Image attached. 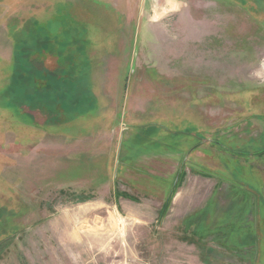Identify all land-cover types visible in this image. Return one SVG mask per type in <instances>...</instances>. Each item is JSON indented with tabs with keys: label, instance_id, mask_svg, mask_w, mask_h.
<instances>
[{
	"label": "rangeland",
	"instance_id": "obj_1",
	"mask_svg": "<svg viewBox=\"0 0 264 264\" xmlns=\"http://www.w3.org/2000/svg\"><path fill=\"white\" fill-rule=\"evenodd\" d=\"M96 2L0 0V264L52 227L87 264H264V0H156L160 44L142 0ZM36 27L68 81L17 103Z\"/></svg>",
	"mask_w": 264,
	"mask_h": 264
},
{
	"label": "crops",
	"instance_id": "obj_2",
	"mask_svg": "<svg viewBox=\"0 0 264 264\" xmlns=\"http://www.w3.org/2000/svg\"><path fill=\"white\" fill-rule=\"evenodd\" d=\"M103 9L106 11H113L114 15L118 17L119 11H121L120 0H100ZM113 1V3H112ZM147 0H142V8L147 12L146 18L144 19L145 26H150V28L160 27L164 33L167 27V23L163 21L164 10L157 11L154 10V3L156 0H148L149 7H145V2ZM98 3V4H100ZM140 5V6H141ZM115 17V16H114ZM117 19V18H116ZM115 19V20H116ZM182 22V21H181ZM152 26V27H151ZM155 33V32H154ZM168 32L166 30L165 34L161 35L158 41H154L160 44L161 41L167 39ZM162 73V72H161ZM36 234V233H34ZM43 234V233H42ZM49 242L43 244H33L34 241L30 243H23L19 246L16 251V257L8 254L7 259L3 258L1 264H87L88 261L82 258L81 248L85 247L84 240L81 237V231L76 228H64V227H52L50 232ZM63 235H70L72 238H67L66 242ZM102 239L104 237L102 236ZM39 247V249L34 248ZM43 247V248H42ZM9 250L11 248L8 247ZM76 251V253H74Z\"/></svg>",
	"mask_w": 264,
	"mask_h": 264
},
{
	"label": "trees",
	"instance_id": "obj_3",
	"mask_svg": "<svg viewBox=\"0 0 264 264\" xmlns=\"http://www.w3.org/2000/svg\"><path fill=\"white\" fill-rule=\"evenodd\" d=\"M89 1H91V0H89ZM96 3H98V2H96ZM61 19H64V18H61ZM70 19L71 18H68V16H65V20H67L69 22L68 25L73 26V28H71V29L75 32L77 29L76 27H78V26H76L78 23L72 24L74 22ZM59 25L62 27L65 24L62 25L59 23ZM35 32H36L35 34L32 32L33 36L36 35L37 33L41 34V35H39V34L36 35V36H41L39 42L31 41L33 43V46L31 47L30 44H28L27 48H24V44H22L23 47L18 45V51L16 53L15 64L17 65V67H19L20 70L14 73V76H13L14 80L12 83L13 86H16L17 103H21L23 101V102L28 103V104H34V103H36V97H35L36 94H40V96H39L40 99L38 101H42L44 99L50 100L51 97L49 96V94H46V96H42V94H41L42 92H49V91L53 90L52 88H49V84L57 83V84L61 85V84H63L62 83L63 81H68V78H66V76L62 75L63 71H61V76H59V77L56 76V73H60L58 70H55L52 72H49V71L41 72V70H40L38 73L36 71L37 74L34 73L33 64L31 62V59H33L32 56L34 55V53H38V54L42 53L44 51L42 49V47H46V48L48 46L50 47V45H49L50 37L47 34H44L43 28L42 27H36ZM74 39H75V43L79 44L78 51H81V46H82L81 40L78 39L76 36ZM60 47H61V45H60ZM19 51H21V52H19ZM73 56L74 55H71V57H73ZM39 73H41V74L43 73V75L46 74V76H48V78H49V76L51 77L49 79V80H51V82L49 80H47L48 86H46V87H40V86L38 87V85L36 86V84L38 82V80H37L38 76L37 75H40ZM19 79H22V81H19ZM40 79H42V78H40ZM60 85H57L56 94H57V97L63 96V98H64V95L66 93L64 91V88H60ZM41 90H44V91L41 92Z\"/></svg>",
	"mask_w": 264,
	"mask_h": 264
},
{
	"label": "bare ground",
	"instance_id": "obj_4",
	"mask_svg": "<svg viewBox=\"0 0 264 264\" xmlns=\"http://www.w3.org/2000/svg\"><path fill=\"white\" fill-rule=\"evenodd\" d=\"M167 2H168V0H167ZM170 3H172V2H170ZM172 5V4H171ZM170 7V6H169Z\"/></svg>",
	"mask_w": 264,
	"mask_h": 264
}]
</instances>
